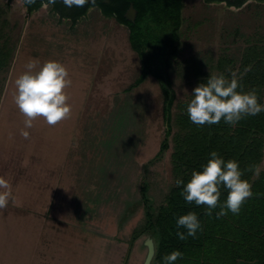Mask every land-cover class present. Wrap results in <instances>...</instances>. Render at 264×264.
<instances>
[{
    "label": "rangeland",
    "instance_id": "1",
    "mask_svg": "<svg viewBox=\"0 0 264 264\" xmlns=\"http://www.w3.org/2000/svg\"><path fill=\"white\" fill-rule=\"evenodd\" d=\"M184 4L176 101L198 86L185 74L188 59L227 57L238 69L247 47L264 46V1ZM0 8L13 47L0 81V176L15 197L0 209V264H144L151 237L130 253L128 241L143 219L142 194L161 197L171 184L170 151L146 169L165 137L158 81L127 91L141 62L128 28L98 9L74 25L46 5L31 14L23 0H0ZM30 60L58 61L69 72L72 111L56 126L40 118L25 129L14 103Z\"/></svg>",
    "mask_w": 264,
    "mask_h": 264
},
{
    "label": "trees",
    "instance_id": "2",
    "mask_svg": "<svg viewBox=\"0 0 264 264\" xmlns=\"http://www.w3.org/2000/svg\"><path fill=\"white\" fill-rule=\"evenodd\" d=\"M31 14L40 9L41 3L23 0ZM47 0L53 4V12L69 19L76 25L86 16L88 7L75 11L69 0ZM185 0H108L96 2L103 14L115 17L129 29V42L141 62L140 77L127 91L140 87L148 78H155L164 96L165 137L156 158L150 165L170 151L169 190H163L162 196L142 194L140 207H143V219L128 239L131 247L143 236L151 237L155 243V257L152 264H164L163 257L178 250L183 254L175 264H264V169L259 178L246 171L250 165H259L264 161V112L247 116L235 127L222 119L214 125H196L187 114V105L193 98L176 101L173 77L176 67L180 66L181 29ZM208 3H228L240 8L250 0H205ZM264 1V0H257ZM137 11L135 24L125 19L130 5ZM5 11L0 8V81L6 74L12 59L13 47L8 35ZM186 73L196 83L206 82L210 74H223L231 79L235 71L241 88L238 91L257 90L259 103L264 104V46L251 45L245 49L240 66L227 57H220L216 63L190 58L184 62ZM233 67V68H231ZM230 69V70H229ZM215 151L227 162L235 160L241 171L242 179L252 184L253 196L242 205L238 215L228 211L227 215L217 218L221 211L218 206L212 215H206V206L187 203L181 192L184 185L177 187L176 181L184 184L190 180L193 171H202L203 166ZM142 189V188H141ZM219 203L226 202L228 190L221 187ZM189 212H195L201 224L196 236H187V230L177 228V219ZM180 231L187 237L179 239Z\"/></svg>",
    "mask_w": 264,
    "mask_h": 264
},
{
    "label": "clouds",
    "instance_id": "3",
    "mask_svg": "<svg viewBox=\"0 0 264 264\" xmlns=\"http://www.w3.org/2000/svg\"><path fill=\"white\" fill-rule=\"evenodd\" d=\"M25 71L15 80L16 92L14 103L24 116L25 129L34 127V121L42 118L49 126H56L71 115V105L66 89L72 84L65 65L49 60L42 65L37 60H30L25 65ZM241 88L237 74L233 72L231 79L223 74H210L206 82L196 86L192 99L187 105V114L192 123L203 126L221 122L235 127L247 116H255L264 112V104L259 103L257 90L238 91ZM21 135L29 138V132L21 130ZM264 163L250 165L246 171L252 172L254 178H259ZM244 172L235 160L225 162L217 152L211 153V158L203 166L202 171H193L190 180L178 179L177 187L184 185L181 195L189 203L196 206H206V215L211 216L212 210L218 206L221 211L217 218L231 211L238 215L242 205L253 196L252 184L242 179ZM228 190L226 202L220 204L221 187ZM15 202L11 184L0 176V209L6 208L9 201ZM177 228L187 230V236L195 237L201 224L195 212H189L177 219ZM176 235L184 240L187 237L178 231ZM183 254L172 251L163 257L164 264H175L182 259Z\"/></svg>",
    "mask_w": 264,
    "mask_h": 264
},
{
    "label": "flooded vegetation",
    "instance_id": "4",
    "mask_svg": "<svg viewBox=\"0 0 264 264\" xmlns=\"http://www.w3.org/2000/svg\"><path fill=\"white\" fill-rule=\"evenodd\" d=\"M108 0H69V3H70V5H72L73 7H74V10L75 11H80L81 9H83L84 7H88V11H87V13L89 12V11H91L92 9H98V10H100L101 12H102V10L100 9V6H98V5H96V2H107ZM63 3V1L62 0H58V4H62ZM49 6L51 9H53V4L51 3V2H47V1H45V2H42L41 3V6H40V8H42L43 6ZM131 6H133V4L132 5H130V7ZM130 7L127 9V11H126V13H125V15L127 14V12L130 10ZM134 7V6H133ZM103 13V12H102ZM124 15V16H125ZM110 18H113V19H115V21L118 23V24H120L121 26H124V27H126V28H128L125 24H123V23H120L118 20H117V18H115V17H110ZM64 20H69V19H65V18H63ZM126 19V18H125ZM127 20V19H126ZM136 20H137V13H136V16H135V21L134 22H131V21H128V22H130V23H132V24H135L136 23ZM129 30V29H128Z\"/></svg>",
    "mask_w": 264,
    "mask_h": 264
},
{
    "label": "water",
    "instance_id": "5",
    "mask_svg": "<svg viewBox=\"0 0 264 264\" xmlns=\"http://www.w3.org/2000/svg\"><path fill=\"white\" fill-rule=\"evenodd\" d=\"M29 1H32V2H35V3H42V2H45L47 0H29ZM136 13H137V11L134 9L133 6H131L130 10L125 15V18L128 21L134 22ZM145 244L148 247V253H147V257L145 259L144 264H152V262L154 260V257H155V253H156L155 243H154L153 239L148 238L146 240Z\"/></svg>",
    "mask_w": 264,
    "mask_h": 264
}]
</instances>
